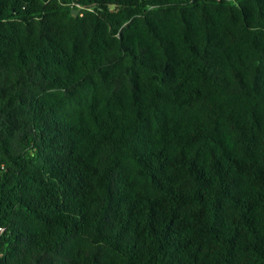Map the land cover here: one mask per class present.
Listing matches in <instances>:
<instances>
[{"label":"trees","instance_id":"16d2710c","mask_svg":"<svg viewBox=\"0 0 264 264\" xmlns=\"http://www.w3.org/2000/svg\"><path fill=\"white\" fill-rule=\"evenodd\" d=\"M0 264H264V0H0Z\"/></svg>","mask_w":264,"mask_h":264},{"label":"water","instance_id":"95a60500","mask_svg":"<svg viewBox=\"0 0 264 264\" xmlns=\"http://www.w3.org/2000/svg\"><path fill=\"white\" fill-rule=\"evenodd\" d=\"M74 15H75V16L77 15V10H74Z\"/></svg>","mask_w":264,"mask_h":264}]
</instances>
